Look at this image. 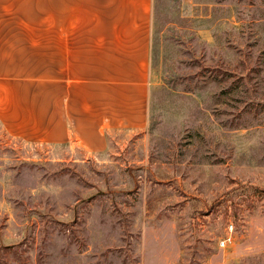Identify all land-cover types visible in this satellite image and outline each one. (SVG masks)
Masks as SVG:
<instances>
[{"label": "rangeland", "instance_id": "1", "mask_svg": "<svg viewBox=\"0 0 264 264\" xmlns=\"http://www.w3.org/2000/svg\"><path fill=\"white\" fill-rule=\"evenodd\" d=\"M150 82L103 151L0 123V264H264V0H153Z\"/></svg>", "mask_w": 264, "mask_h": 264}, {"label": "crops", "instance_id": "2", "mask_svg": "<svg viewBox=\"0 0 264 264\" xmlns=\"http://www.w3.org/2000/svg\"><path fill=\"white\" fill-rule=\"evenodd\" d=\"M153 0H0V123L103 151L148 123Z\"/></svg>", "mask_w": 264, "mask_h": 264}]
</instances>
